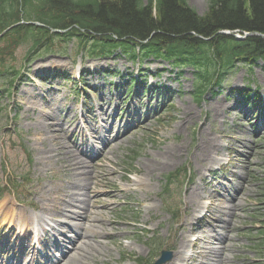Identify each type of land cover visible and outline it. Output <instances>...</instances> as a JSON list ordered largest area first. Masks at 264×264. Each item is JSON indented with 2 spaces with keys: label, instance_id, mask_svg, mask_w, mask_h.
<instances>
[{
  "label": "rangeland",
  "instance_id": "1",
  "mask_svg": "<svg viewBox=\"0 0 264 264\" xmlns=\"http://www.w3.org/2000/svg\"><path fill=\"white\" fill-rule=\"evenodd\" d=\"M189 4L201 16L209 10V0ZM78 44L36 57L13 97L1 94L0 80V181L29 178L20 187L27 194L7 192L0 208L14 203L36 232L32 245L17 240L21 231L0 212V262L46 264L53 242L76 237L64 228L77 223L80 206L90 219L104 217L110 233L98 230L101 254L84 264H137L133 256L155 262L163 249L176 252L169 264H218L223 245L226 264H264V62L237 66L200 102L192 67L122 51L92 58ZM29 49L21 47L18 58ZM247 87L262 104L236 92ZM75 146L91 153L78 155L84 163L72 177L58 149ZM184 167L187 177L164 193L167 177ZM167 204L182 210L181 225Z\"/></svg>",
  "mask_w": 264,
  "mask_h": 264
},
{
  "label": "trees",
  "instance_id": "2",
  "mask_svg": "<svg viewBox=\"0 0 264 264\" xmlns=\"http://www.w3.org/2000/svg\"><path fill=\"white\" fill-rule=\"evenodd\" d=\"M253 34L264 35V0H209L204 16L189 0H0L1 94L15 96L14 86L36 57L61 53L59 48L77 39L78 48L92 58L122 51L133 60L142 55L176 68L192 67L202 102L237 66L254 70L264 62V37ZM24 45L30 49L20 60ZM236 92L250 104H262L261 95L248 87ZM181 170L167 177V186L187 177L188 169ZM18 183L10 178L4 188L17 190ZM3 191L0 187V198Z\"/></svg>",
  "mask_w": 264,
  "mask_h": 264
},
{
  "label": "bare ground",
  "instance_id": "3",
  "mask_svg": "<svg viewBox=\"0 0 264 264\" xmlns=\"http://www.w3.org/2000/svg\"><path fill=\"white\" fill-rule=\"evenodd\" d=\"M104 109H102L103 111ZM108 122V116L105 113V117L102 119V126H105ZM97 129V127H95ZM93 129V130H95ZM63 131L61 130L60 133ZM95 134H98L96 130L94 131ZM94 138V136H93ZM101 140V138L95 139V144ZM95 144H92V149L96 150L98 149V146L96 147ZM108 145L105 144L104 148H107ZM213 148V147H212ZM215 148V147H214ZM76 151L70 150L66 151L63 147H60L58 149L59 154L58 158L61 160L64 164L63 167L67 170L69 174L72 175V177H75V174L77 171H79L80 167L83 165L84 162L81 161V155L90 158L91 150L89 151H83L80 150L78 146H75ZM63 150H65L63 152ZM215 151V150H214ZM80 152V153H79ZM80 155V156H78ZM87 188L86 184L82 188L83 191H85ZM104 195V194H103ZM194 193H191V197L193 198ZM110 200L112 201L113 197H110ZM100 197H97V201H99ZM65 200V195H62L60 201L63 202ZM85 203V202H84ZM109 204H106L105 206H108ZM104 206V207H105ZM56 209L58 210V214H60V205L56 206ZM77 212H75V217L73 218L77 223L73 224V227H66L65 230L69 231L71 234H74L76 237L70 238L64 235L63 240L53 242V249L51 250V253L48 255L46 264H84L85 261H87L89 258H97L99 254H101V248L103 246V242L101 241V238L99 236L98 230L101 229L103 233L106 236H109L110 233L108 230L103 228V225L106 221H104V217H98L94 216L92 219L90 214L84 213L85 207L78 206ZM0 212L2 213V220L4 224H9L10 227H13L16 225V227L21 231V235H18L17 240L23 241L28 240L31 242L32 245V238L35 235V232L32 228V222L31 219L24 216L21 212L18 211L14 203H11L10 201H6L3 203V205L0 208ZM89 224V226H88ZM37 226V225H36ZM11 235L15 234V231L12 230L10 232ZM217 239H215L214 243H210L214 245L217 243ZM66 243H68L71 246L70 250H66ZM219 243L220 240H219ZM223 243V242H222ZM221 243V244H222ZM226 244V243H225ZM232 247L234 246L233 243L230 244ZM185 245L182 244V249L184 251ZM6 248V246H0V251L6 252L3 249ZM227 247L226 245H223L222 251H220V260L218 264H226L228 260V256L226 254ZM27 251V250H26ZM57 254L60 255V258L57 257ZM178 256H180L182 259H184V253L180 254L177 253ZM208 256H210L208 254ZM178 260V257L174 260ZM33 263V262H32ZM31 263V264H32ZM0 264H6V261L0 262ZM21 264H26L25 261Z\"/></svg>",
  "mask_w": 264,
  "mask_h": 264
},
{
  "label": "water",
  "instance_id": "4",
  "mask_svg": "<svg viewBox=\"0 0 264 264\" xmlns=\"http://www.w3.org/2000/svg\"><path fill=\"white\" fill-rule=\"evenodd\" d=\"M239 38H241V37H239ZM173 258H174L173 252H166V251H164L162 253L161 258L155 264H166V263L172 261Z\"/></svg>",
  "mask_w": 264,
  "mask_h": 264
}]
</instances>
